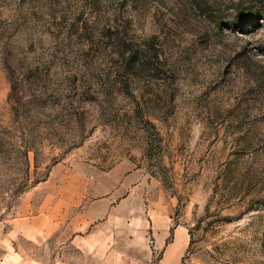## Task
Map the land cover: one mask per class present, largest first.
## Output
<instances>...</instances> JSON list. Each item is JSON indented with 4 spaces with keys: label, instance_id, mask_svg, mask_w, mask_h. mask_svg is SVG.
<instances>
[{
    "label": "rangeland",
    "instance_id": "obj_1",
    "mask_svg": "<svg viewBox=\"0 0 264 264\" xmlns=\"http://www.w3.org/2000/svg\"><path fill=\"white\" fill-rule=\"evenodd\" d=\"M178 226L264 264V0H0V264H174Z\"/></svg>",
    "mask_w": 264,
    "mask_h": 264
},
{
    "label": "crops",
    "instance_id": "obj_2",
    "mask_svg": "<svg viewBox=\"0 0 264 264\" xmlns=\"http://www.w3.org/2000/svg\"><path fill=\"white\" fill-rule=\"evenodd\" d=\"M75 226H77L79 230L74 231V233L79 234L80 238L74 239V241L72 242L74 247L78 249L80 253L85 252L89 248H93L92 251H95L96 247H101L103 245L102 242L96 241L94 240V238L87 236L88 233L96 232L99 227H97V225L94 224V222H92L86 214H81L79 217H77ZM174 231H176V234H174L173 241L168 245L165 251V258L169 261L173 260L174 264H180V260L178 258L180 257V254L182 253L186 245L178 243V237L181 233H185V229L181 226H178ZM60 256L61 255L58 254V259L60 258ZM78 262L83 263L89 261H86V257L81 254Z\"/></svg>",
    "mask_w": 264,
    "mask_h": 264
},
{
    "label": "trees",
    "instance_id": "obj_3",
    "mask_svg": "<svg viewBox=\"0 0 264 264\" xmlns=\"http://www.w3.org/2000/svg\"><path fill=\"white\" fill-rule=\"evenodd\" d=\"M122 57L127 61H132L134 56L131 53L124 51Z\"/></svg>",
    "mask_w": 264,
    "mask_h": 264
}]
</instances>
